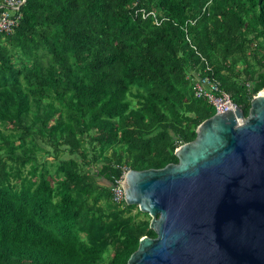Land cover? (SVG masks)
I'll use <instances>...</instances> for the list:
<instances>
[{
    "label": "trees",
    "instance_id": "16d2710c",
    "mask_svg": "<svg viewBox=\"0 0 264 264\" xmlns=\"http://www.w3.org/2000/svg\"><path fill=\"white\" fill-rule=\"evenodd\" d=\"M20 13L0 31V264H126L157 233L112 187L123 167L177 162L216 113L194 93L206 62L248 115L264 0H26ZM45 145L67 158L41 162Z\"/></svg>",
    "mask_w": 264,
    "mask_h": 264
},
{
    "label": "water",
    "instance_id": "95a60500",
    "mask_svg": "<svg viewBox=\"0 0 264 264\" xmlns=\"http://www.w3.org/2000/svg\"><path fill=\"white\" fill-rule=\"evenodd\" d=\"M264 89L248 115L214 113L177 162L128 169L127 204L150 228L126 264H264Z\"/></svg>",
    "mask_w": 264,
    "mask_h": 264
},
{
    "label": "built area",
    "instance_id": "2783aa9c",
    "mask_svg": "<svg viewBox=\"0 0 264 264\" xmlns=\"http://www.w3.org/2000/svg\"><path fill=\"white\" fill-rule=\"evenodd\" d=\"M26 0H3L0 2V31L11 33L19 23L20 9ZM135 15L143 18L152 17L155 24H161L164 18L154 10H148L140 5L139 1L135 3ZM205 70L202 74L197 73L194 78V93L198 98L205 97L214 106L216 112L222 113L229 109L234 110L237 103L233 100L231 94L222 89L220 81L214 75L211 66L206 62ZM210 72V73H209ZM127 167H123V174L112 187L113 200L118 204L126 203L125 197V175Z\"/></svg>",
    "mask_w": 264,
    "mask_h": 264
},
{
    "label": "rangeland",
    "instance_id": "374dc122",
    "mask_svg": "<svg viewBox=\"0 0 264 264\" xmlns=\"http://www.w3.org/2000/svg\"><path fill=\"white\" fill-rule=\"evenodd\" d=\"M45 148L46 150H43L38 154L39 160L41 162L46 161L51 164L53 162L55 163L57 159L60 160L61 158H67V152H60L58 158H56L55 152L49 146L45 145ZM48 149L50 153H48Z\"/></svg>",
    "mask_w": 264,
    "mask_h": 264
},
{
    "label": "bare ground",
    "instance_id": "6f19581e",
    "mask_svg": "<svg viewBox=\"0 0 264 264\" xmlns=\"http://www.w3.org/2000/svg\"><path fill=\"white\" fill-rule=\"evenodd\" d=\"M264 92V91H263Z\"/></svg>",
    "mask_w": 264,
    "mask_h": 264
}]
</instances>
